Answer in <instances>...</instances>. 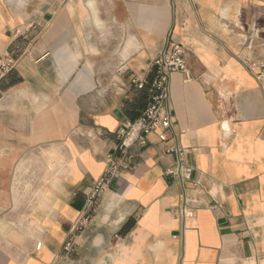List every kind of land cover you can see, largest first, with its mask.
Here are the masks:
<instances>
[{
    "label": "crops",
    "instance_id": "crops-1",
    "mask_svg": "<svg viewBox=\"0 0 264 264\" xmlns=\"http://www.w3.org/2000/svg\"><path fill=\"white\" fill-rule=\"evenodd\" d=\"M170 30L193 76H171L193 178L184 190L167 173L175 158L153 133L91 203L117 130L147 107L133 79L151 77ZM10 51L20 58L0 82V264H264V90L244 64H264V0H0V64ZM184 193L193 217L172 211Z\"/></svg>",
    "mask_w": 264,
    "mask_h": 264
},
{
    "label": "built area",
    "instance_id": "built-area-1",
    "mask_svg": "<svg viewBox=\"0 0 264 264\" xmlns=\"http://www.w3.org/2000/svg\"><path fill=\"white\" fill-rule=\"evenodd\" d=\"M252 39L246 40V46L251 47ZM167 46L151 63V77L134 78L133 83L140 87H147L149 90V101L147 107L134 120L123 124L116 135L119 138L117 148L107 155V166L101 177L95 182L92 194L89 197L91 203H97L103 191L110 187L113 180L123 171L132 167L133 161L140 156L143 149L148 145V136L155 133L158 136L162 151L175 158L173 167L168 168L167 173L176 177L185 190V183L193 178L194 167L186 160L188 148L180 141V132L176 129L177 116L172 106L171 97V76L174 72H181L186 79L193 76L189 67L187 50L174 39L173 30L167 35ZM20 56L10 51L3 57L0 64V82L6 78L17 66ZM244 64L251 68L258 69L255 76L264 90V64L249 62L245 59ZM230 134V130H227ZM199 182H195L198 186ZM184 202L173 208V212L181 218L193 217L197 213V207L189 204L184 193ZM88 220L84 216L73 226V232L80 231ZM39 242L37 248H41ZM73 242L69 240L65 249L70 251Z\"/></svg>",
    "mask_w": 264,
    "mask_h": 264
},
{
    "label": "rangeland",
    "instance_id": "rangeland-1",
    "mask_svg": "<svg viewBox=\"0 0 264 264\" xmlns=\"http://www.w3.org/2000/svg\"><path fill=\"white\" fill-rule=\"evenodd\" d=\"M35 162H38V159H35L34 156H32V158H31V169H30L32 177L35 176L39 170V167L37 164H35ZM26 185H27V187H26L25 191L27 193H30L32 199H36L37 194H38V185L36 184V182L30 181Z\"/></svg>",
    "mask_w": 264,
    "mask_h": 264
}]
</instances>
